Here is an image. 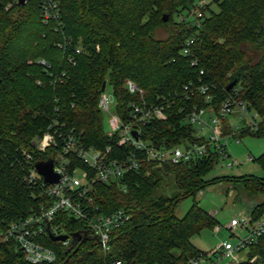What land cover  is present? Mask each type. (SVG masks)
Segmentation results:
<instances>
[{
    "label": "trees",
    "instance_id": "16d2710c",
    "mask_svg": "<svg viewBox=\"0 0 264 264\" xmlns=\"http://www.w3.org/2000/svg\"><path fill=\"white\" fill-rule=\"evenodd\" d=\"M197 1L54 0L56 16L44 20L43 0H0V228L46 200L22 180L26 162L21 151L33 162L51 158V149L39 153L30 145L47 127L71 129L84 147L108 146L110 158L133 151L117 146L115 134L106 135L97 107L104 81L123 121L128 102L136 100L126 92L125 79L147 101L165 106L164 120L150 119L142 127L143 138L155 147L196 140V129L184 119L189 107L211 106L215 111L231 92L261 119L253 131H234L224 118L222 134L264 135V0H204L200 16L189 20L187 11ZM188 38L193 41L182 54ZM230 80H236L234 91L225 90ZM199 82L211 85L210 101L195 89ZM187 84L191 94L185 99ZM216 161L211 150L176 163L142 160L116 181L94 182L89 195L98 210L123 209L128 222L110 232L106 251L88 235L67 247L44 236L42 243L56 254L50 264H186L189 257L201 255L189 239L215 222L194 199L206 185L238 183L245 198L262 197L250 207L251 219L264 213V174L205 179ZM254 161L264 169V151ZM74 166L87 168L70 156L68 169ZM185 197L191 204L181 217L174 216L176 203ZM49 224L65 234L86 229L60 210ZM0 264L30 263L12 243L0 242ZM234 264H264V232Z\"/></svg>",
    "mask_w": 264,
    "mask_h": 264
},
{
    "label": "built area",
    "instance_id": "2783aa9c",
    "mask_svg": "<svg viewBox=\"0 0 264 264\" xmlns=\"http://www.w3.org/2000/svg\"><path fill=\"white\" fill-rule=\"evenodd\" d=\"M42 4L44 20L56 16V12L52 10L56 5L54 0H43ZM203 4L204 0H198L193 7L189 8L187 14L191 15L192 19L200 16V8ZM195 24H197L196 20ZM192 41V38L184 41L181 49L182 54L187 53V48ZM67 61L69 62L71 59L68 58ZM188 86L189 84L183 85V90L189 91ZM106 87L109 89L107 90ZM210 87L211 85L207 83L199 82L195 88L203 95L205 102L210 101L213 97ZM124 88L127 93L136 98L127 104L128 118L125 121L121 120L114 112L115 101L107 82L104 81L103 89L100 90L97 98L98 109L106 115V135L115 134L117 146L128 145L133 148V151L125 154L121 159L110 158L108 146L103 149L84 147L79 140V135L71 129L56 130L49 126L40 135H35L30 140V145L36 152L52 150L50 158L52 170L58 175V180L54 183H44L41 175L33 167L34 162L31 155L21 151L26 162L22 180L30 187L37 189L36 196H43L46 200L41 202L35 211L20 219L7 222L0 228V242L12 243L26 262L50 264L55 261L54 250L44 245L42 240L44 236L49 239L46 226L52 234H65L56 231L49 224L59 210L74 219L81 220L86 227L85 236H90L103 251L108 249L110 232L127 223L129 214L123 209L112 210L108 213L100 212L89 195L94 182L116 181L127 171L136 170L142 160L156 163H176L201 157L207 150H211L217 155L224 154V147L220 143V139L227 135L222 134L221 120L232 114L233 111L244 119L243 127L249 131H253L257 126L253 120V116L256 114L251 112L252 114L249 115L250 111L240 100L235 99L231 92L218 104L215 111L211 106L197 107L192 104L189 107L184 119L196 129V140L178 146L155 147L150 140L143 138L142 127L150 119L164 120L165 106L160 102L147 101L144 92L129 79L124 80ZM234 90L235 88L232 89V91ZM190 94L191 91L186 93L184 98H188ZM231 128L234 131L238 130L236 124ZM132 131L135 132V136L132 135ZM232 134L233 131L228 136H232ZM234 139L236 140V137ZM70 156L86 165L87 168L82 169L79 166H74L68 169ZM225 228L229 230L228 239L219 242L209 251H203L201 255L189 257L186 264H219L221 259H226V264H234L244 259L247 248L264 232V213L255 219H251L249 213L246 216L230 218ZM236 229L244 230V234L236 235L234 233ZM57 242L65 247L72 243L70 237ZM242 251H244V255L240 256L239 253ZM118 263L115 261L113 264Z\"/></svg>",
    "mask_w": 264,
    "mask_h": 264
},
{
    "label": "rangeland",
    "instance_id": "374dc122",
    "mask_svg": "<svg viewBox=\"0 0 264 264\" xmlns=\"http://www.w3.org/2000/svg\"><path fill=\"white\" fill-rule=\"evenodd\" d=\"M206 1L207 0H205V2ZM186 18L190 20L192 16L187 14ZM157 35L161 36L162 33L158 32ZM76 46L79 48V43L76 44ZM106 89L108 90L109 88L106 87ZM250 114L252 113L249 112V115ZM226 119L230 126L236 124L238 130L245 125L244 119L237 116L235 111L228 115ZM260 119L261 118L257 115L253 116V120L256 123L259 122ZM103 125L104 128H106L105 114H103ZM220 143L223 144L224 154L217 155V161L207 172L205 179L218 176H244V178H247L251 175L261 177L264 174V169L254 161V158L264 151V135H236V140L234 137L227 135L220 139ZM229 163H231V165L228 166ZM239 185L240 184L234 183L233 181L221 180L206 185L202 190L196 193L194 199L197 201V205L215 220L212 226H204L200 228L197 233L191 235L189 240L197 249L209 251L219 244V242L228 239L229 230L225 228V225L230 218L241 217V215L246 216L255 201L262 198L261 195H257L254 198L252 197V199L245 198L244 196L246 193L242 191ZM190 204V197L180 199L173 209L174 216L181 217ZM234 233L241 236L244 234V230L236 229ZM239 255L243 256L244 251L240 252ZM226 263V259H221L219 262V264Z\"/></svg>",
    "mask_w": 264,
    "mask_h": 264
},
{
    "label": "water",
    "instance_id": "95a60500",
    "mask_svg": "<svg viewBox=\"0 0 264 264\" xmlns=\"http://www.w3.org/2000/svg\"><path fill=\"white\" fill-rule=\"evenodd\" d=\"M25 0H16L17 4H23ZM167 18L166 14H162L161 15V20L165 21ZM236 80H230L229 82H227V84L225 85V90L229 91L233 88V86L235 85ZM104 86V82L101 83L100 86V90L103 89ZM133 136H135V132L132 131L131 132ZM33 167L35 169V171L41 175L42 177V181L44 183H54L58 180V175L52 170V161L50 158H47L45 160H38L35 161L33 163ZM46 230H47V236L49 237V239L51 241H62L65 240L67 237H70V240L73 241H83L86 231L83 230L82 232H74L71 234H52L47 226H46Z\"/></svg>",
    "mask_w": 264,
    "mask_h": 264
}]
</instances>
